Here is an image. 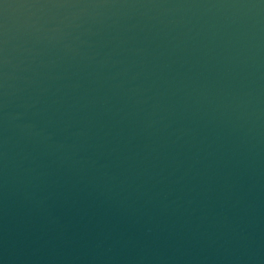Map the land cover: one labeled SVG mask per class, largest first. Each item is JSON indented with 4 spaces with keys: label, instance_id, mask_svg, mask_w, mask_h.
I'll return each instance as SVG.
<instances>
[{
    "label": "water",
    "instance_id": "obj_1",
    "mask_svg": "<svg viewBox=\"0 0 264 264\" xmlns=\"http://www.w3.org/2000/svg\"><path fill=\"white\" fill-rule=\"evenodd\" d=\"M0 264H264V0H0Z\"/></svg>",
    "mask_w": 264,
    "mask_h": 264
}]
</instances>
